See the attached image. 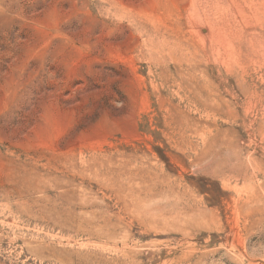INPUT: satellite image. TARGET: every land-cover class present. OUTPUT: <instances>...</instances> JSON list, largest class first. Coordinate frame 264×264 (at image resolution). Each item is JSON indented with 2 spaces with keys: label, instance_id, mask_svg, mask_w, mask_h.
Wrapping results in <instances>:
<instances>
[{
  "label": "rangeland",
  "instance_id": "374dc122",
  "mask_svg": "<svg viewBox=\"0 0 264 264\" xmlns=\"http://www.w3.org/2000/svg\"><path fill=\"white\" fill-rule=\"evenodd\" d=\"M0 264H264V0H0Z\"/></svg>",
  "mask_w": 264,
  "mask_h": 264
}]
</instances>
